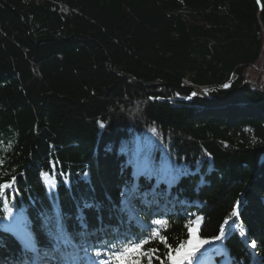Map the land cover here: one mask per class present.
Here are the masks:
<instances>
[{
  "label": "trees",
  "instance_id": "16d2710c",
  "mask_svg": "<svg viewBox=\"0 0 264 264\" xmlns=\"http://www.w3.org/2000/svg\"><path fill=\"white\" fill-rule=\"evenodd\" d=\"M0 160V264H89L153 228L175 247L196 217L226 235L191 264H264V0H0Z\"/></svg>",
  "mask_w": 264,
  "mask_h": 264
},
{
  "label": "snow or ice",
  "instance_id": "6c2138e0",
  "mask_svg": "<svg viewBox=\"0 0 264 264\" xmlns=\"http://www.w3.org/2000/svg\"><path fill=\"white\" fill-rule=\"evenodd\" d=\"M227 87V85H225ZM195 95V93H193ZM100 127L103 128L104 124L101 123ZM152 132L155 133L156 130L152 129ZM138 158L143 155L142 153H138ZM0 165H3V160H0ZM138 174H144V175H152L154 174V170L151 167L150 160L146 155H143V165L142 167H138L137 169ZM7 175V174H5ZM43 175V174H42ZM16 182L15 175L9 176L8 179H3V177H0V201H4L6 199V193L10 194L14 189L13 186ZM125 196L124 201V207L126 210L131 211V209L128 206V200L127 196L129 195L128 192H125L123 194ZM7 207V205H5ZM94 205L85 202L83 205V209H91ZM11 211V209H8ZM191 215V214H190ZM233 217L238 216L237 209L234 208L232 214ZM83 220V217H81ZM200 219L199 217H196L192 219L187 226L186 229V236L187 239L184 242L177 241V245L173 247V245L168 244V239L166 236L161 235L160 232H158L155 228L151 229L149 233L146 236L140 237L138 239L132 240L128 239L124 241L119 247L116 245H111V251L105 255L104 253H101L100 251H96L94 253V256L96 259H92L89 257V264H145V261H147V264H151L153 254L157 251L156 248H145L146 244H149L152 242L153 238L156 236H160L159 243L165 244L168 248L167 252V260L170 262V264H191V261L195 258L196 253L200 251L201 248H203L205 245L213 243L214 241H219L223 238H225L226 232L225 228L221 227L219 229V234L215 235L211 238L202 237L198 234V229L200 225ZM167 221L162 219H155L152 221V224L159 227L162 225H165ZM228 221H225V224H227ZM82 228H86V223L81 224ZM244 229L241 228L240 232L243 235ZM55 238L60 241L63 240L64 243H70L71 238L64 235V229L62 223L57 224L56 232H55ZM27 246L31 247L32 251L38 252L39 250L35 247V243L32 241L31 236L29 235L26 240ZM251 246L255 248L256 242L253 241ZM57 251H59V247H57ZM101 257H103L101 259ZM76 257H65L64 259L67 261L69 259H75ZM156 259H159V257H156Z\"/></svg>",
  "mask_w": 264,
  "mask_h": 264
},
{
  "label": "water",
  "instance_id": "95a60500",
  "mask_svg": "<svg viewBox=\"0 0 264 264\" xmlns=\"http://www.w3.org/2000/svg\"><path fill=\"white\" fill-rule=\"evenodd\" d=\"M134 80L137 81L136 79H134ZM137 82L146 86V87H164V88L170 90L172 93H176L178 95L179 99H181V100H189L190 101V100L195 99V98H201V99H209L210 98L206 95V93H204L202 90H200L194 86H181V85H177L175 83L167 82V81H158V82H150V83H144V82H139V81H137ZM245 86H253V87L259 89L257 84L252 83V82L247 83ZM193 93H195V95H193Z\"/></svg>",
  "mask_w": 264,
  "mask_h": 264
},
{
  "label": "rangeland",
  "instance_id": "374dc122",
  "mask_svg": "<svg viewBox=\"0 0 264 264\" xmlns=\"http://www.w3.org/2000/svg\"><path fill=\"white\" fill-rule=\"evenodd\" d=\"M252 83H254V82H252ZM146 142H147L148 144L153 143V137H152V136H148V138L146 139Z\"/></svg>",
  "mask_w": 264,
  "mask_h": 264
}]
</instances>
